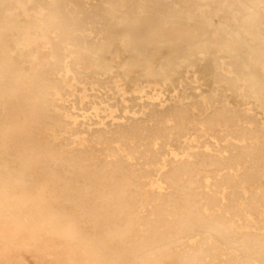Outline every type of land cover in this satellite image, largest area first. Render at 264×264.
Wrapping results in <instances>:
<instances>
[{"label": "bare ground", "instance_id": "6f19581e", "mask_svg": "<svg viewBox=\"0 0 264 264\" xmlns=\"http://www.w3.org/2000/svg\"><path fill=\"white\" fill-rule=\"evenodd\" d=\"M0 264H264V0H0Z\"/></svg>", "mask_w": 264, "mask_h": 264}, {"label": "rangeland", "instance_id": "374dc122", "mask_svg": "<svg viewBox=\"0 0 264 264\" xmlns=\"http://www.w3.org/2000/svg\"><path fill=\"white\" fill-rule=\"evenodd\" d=\"M122 53V52H121ZM120 56H121V59L123 60V59H125L126 57H127V55L126 54H120ZM40 59L41 60H44V55L42 56V55H40ZM24 60L26 61L27 60V57L25 56L24 57ZM25 66L27 67V63H25ZM176 83V82H175ZM177 84V83H176Z\"/></svg>", "mask_w": 264, "mask_h": 264}]
</instances>
